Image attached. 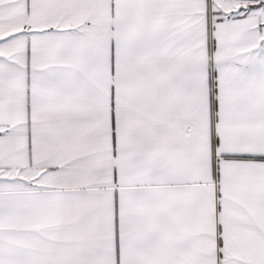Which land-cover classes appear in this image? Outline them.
I'll return each mask as SVG.
<instances>
[{
    "label": "snow or ice",
    "instance_id": "6c2138e0",
    "mask_svg": "<svg viewBox=\"0 0 264 264\" xmlns=\"http://www.w3.org/2000/svg\"><path fill=\"white\" fill-rule=\"evenodd\" d=\"M0 264H264V0H0Z\"/></svg>",
    "mask_w": 264,
    "mask_h": 264
}]
</instances>
